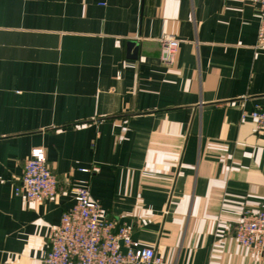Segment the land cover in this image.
<instances>
[{"label":"crops","instance_id":"obj_1","mask_svg":"<svg viewBox=\"0 0 264 264\" xmlns=\"http://www.w3.org/2000/svg\"><path fill=\"white\" fill-rule=\"evenodd\" d=\"M260 25L240 0H0V264H45L82 180L163 264H264L234 236L264 209V137L241 118L264 105ZM35 148L53 200L15 195Z\"/></svg>","mask_w":264,"mask_h":264},{"label":"built area","instance_id":"obj_2","mask_svg":"<svg viewBox=\"0 0 264 264\" xmlns=\"http://www.w3.org/2000/svg\"><path fill=\"white\" fill-rule=\"evenodd\" d=\"M257 6L261 21L259 39L264 40V0H240ZM161 61L174 62L180 47L176 34H165L161 39ZM243 120L255 122L258 133L264 137V105L241 113ZM96 174L99 167L82 169ZM59 179L48 165L45 150L33 149L25 162L22 178L15 187V195L27 201L53 200L58 194ZM75 205L65 212L60 223L50 230V250L45 264H163L153 248L144 247L133 239L132 229L111 218L102 205L91 197L88 181L72 185ZM235 239L246 248L264 254V209L246 211L235 229Z\"/></svg>","mask_w":264,"mask_h":264}]
</instances>
